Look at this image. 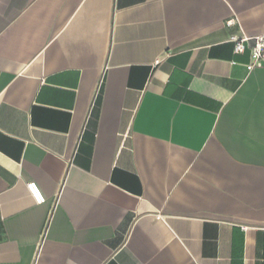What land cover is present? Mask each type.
<instances>
[{
    "label": "crops",
    "instance_id": "obj_1",
    "mask_svg": "<svg viewBox=\"0 0 264 264\" xmlns=\"http://www.w3.org/2000/svg\"><path fill=\"white\" fill-rule=\"evenodd\" d=\"M261 33L264 0H0V264H264Z\"/></svg>",
    "mask_w": 264,
    "mask_h": 264
},
{
    "label": "built area",
    "instance_id": "obj_2",
    "mask_svg": "<svg viewBox=\"0 0 264 264\" xmlns=\"http://www.w3.org/2000/svg\"><path fill=\"white\" fill-rule=\"evenodd\" d=\"M232 41L234 42L237 53H243L247 48V44L252 42L253 66L264 67V33L256 36H248L245 34L242 36H234ZM27 187L36 204L41 205L46 202V197L37 183L30 182L27 184Z\"/></svg>",
    "mask_w": 264,
    "mask_h": 264
}]
</instances>
